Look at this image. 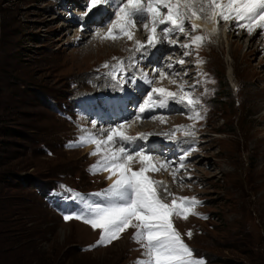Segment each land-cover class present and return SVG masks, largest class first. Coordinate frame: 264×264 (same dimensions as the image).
<instances>
[{
	"label": "rangeland",
	"instance_id": "rangeland-1",
	"mask_svg": "<svg viewBox=\"0 0 264 264\" xmlns=\"http://www.w3.org/2000/svg\"><path fill=\"white\" fill-rule=\"evenodd\" d=\"M88 3L0 0V264H136L147 258L132 239L134 229L106 246L90 247L96 245L101 230L80 220L63 219L65 214L81 211L80 201L54 203L50 198L65 192L60 187L64 185L76 191L71 195L78 193L90 202L102 203L103 198L92 194L110 185L107 172H90V165L100 158L89 154L94 145L72 146L86 133L82 113L87 116L85 126L92 127L89 133L98 137L127 121L128 134L130 127L144 128L146 133L160 132L158 137L150 136L158 141L178 143L173 153L163 143L152 150L146 147L154 161L172 165L148 175L164 181L176 197L202 202L194 211L207 219L196 215L172 218L194 258L205 256L207 264H264V29L249 35L233 27L226 37L220 33V39H212L198 28L189 33L207 36L198 48L170 47L165 42L159 49L162 57H158L159 50H152L151 60L147 57L127 72L132 79L121 81L128 85L124 89L108 79L110 69L102 65L116 63V57L127 66L129 57H139L135 42L146 41L147 32L141 24L130 28L133 40L126 36L105 39L115 13L103 16L108 6L100 5V11L86 16ZM220 23V28H228V23ZM176 36L180 44L190 43L183 34ZM186 50L191 55L184 57ZM180 59L186 64L176 63ZM197 59L204 62L198 65ZM168 63L174 64L176 75L160 78L159 72L153 73L156 66L168 71ZM141 71L148 74L151 85L136 79ZM181 84L200 99L194 110L203 119H189L192 111L172 103L153 113L164 123L160 118L136 120L138 105L151 87L179 92ZM114 88L133 93L131 100L124 95L127 109L119 108L130 112L116 125L100 126L98 117L87 113L89 107L93 112L97 108L80 107L83 103L75 95L79 99L89 96L100 105L97 97L102 93L108 95L104 102L110 105ZM105 115L101 111L98 116L104 119ZM189 129L195 135L185 136ZM141 141L132 147L140 150ZM180 145L190 153L184 161L178 159ZM183 162L186 167L180 168L178 182L173 183L169 173ZM132 167L138 170L141 165L137 161ZM159 191L170 203L172 197Z\"/></svg>",
	"mask_w": 264,
	"mask_h": 264
},
{
	"label": "snow or ice",
	"instance_id": "snow-or-ice-1",
	"mask_svg": "<svg viewBox=\"0 0 264 264\" xmlns=\"http://www.w3.org/2000/svg\"><path fill=\"white\" fill-rule=\"evenodd\" d=\"M107 5L104 9L112 8L115 19L109 25L105 39H118L126 36L128 40L134 39V33L130 28H135L143 24L147 32L146 41L135 42V52L139 57L133 55L129 57V64L126 66L123 60H116V64L105 63L104 68H109L113 80L117 83L128 82L132 79L127 76V72L134 70L141 60L147 59L152 50H159L167 42L170 47L179 46L190 49L197 48L207 40V36L192 35L190 32L198 30L199 25L196 20L207 19L214 24L213 33L218 30L221 21L229 24V27H237L246 30L249 35L256 34L257 30L264 29V0H89L87 5L89 15L93 10L100 11L98 6ZM166 10V11H165ZM147 21V22H145ZM190 24V29L188 25ZM181 33L190 39V43H179ZM190 51H184L183 56H190ZM171 59V58H169ZM204 61L197 59L196 63L202 64ZM176 63L186 64V60L180 59ZM168 71L156 66L153 73L159 72L160 78L176 75L177 70L173 63L167 64ZM187 75V71L184 72ZM144 82L151 85L152 80L148 74L141 71ZM176 84V80H170ZM179 92L168 91L165 88L151 87L147 91L146 98L142 104L138 105L136 120L143 122L145 119L156 120L160 118L161 123L166 121L162 117L153 114L157 109L170 107L172 103L187 107L193 112L189 119H203L199 112L195 111V106L201 104L199 98L192 95L190 88L186 89L183 84L178 85ZM182 93V95H181ZM95 121L93 126H95ZM127 121L122 122L110 129L104 130L106 136L98 137L94 133H85L72 146L94 145V149L89 154L99 156L95 164L90 165V172L95 175L99 172H107V179L112 183L103 192L93 193L96 197L106 199L107 203H97L89 201L87 198L76 193L71 195L72 189L61 185L65 191L70 193V199L79 200L83 205L80 212L75 214H65L63 219L80 220L92 227L93 230L100 229V238L96 245H108L114 240L121 238V235L129 229H134L132 239L140 244L144 249L146 259L137 261V264H205L202 258H194L193 250L184 242L179 231L174 226L173 217L187 219L189 215H196L199 218L207 219L194 209L201 205L195 197H176L168 191V186L164 181L152 179L149 172L167 171L172 167L169 161H154L150 151L143 149L132 150L125 146L136 140H148L152 133H140L133 137L126 134L125 127ZM183 126H177L182 128ZM165 135H169L165 133ZM185 136H193L192 130H185ZM175 136V132L170 134V138ZM195 151V148L191 149ZM189 152H185L180 160L184 161ZM139 162L141 167L133 170L132 165ZM183 163L174 167L169 174L173 178V183L177 181V173L183 168ZM182 183V178L179 181ZM166 196L172 197L171 202L165 201L161 195V190ZM192 237V231L187 233Z\"/></svg>",
	"mask_w": 264,
	"mask_h": 264
},
{
	"label": "bare ground",
	"instance_id": "bare-ground-1",
	"mask_svg": "<svg viewBox=\"0 0 264 264\" xmlns=\"http://www.w3.org/2000/svg\"><path fill=\"white\" fill-rule=\"evenodd\" d=\"M109 12H111V13H113L114 11L112 10V8H111V10L110 11H107V13H99V14H97V16H100V15H102L103 14V16H107L108 15V13ZM104 17V18H105ZM82 22V21H81ZM102 23V22H101ZM195 23H197L198 25H199V29L200 30H202V32H204V33H206L207 35H209V37H211L212 39H215V38H218V39H220V33L221 34H223V36H225V33L227 32H230L229 30L230 29H232L233 27H229V24H228V28L227 29H225L224 28V26H223V28H220V24H219V26H218V30L215 32V33H213V28L214 27H216L214 24H212V23H210V22H208L207 21V19L205 18V19H201V20H196L195 21ZM225 29V30H224ZM238 31H240V32H245L244 30H242V29H240V28H238ZM242 33H240L239 35H241ZM246 33L247 34H249L247 31H246ZM226 37V36H225ZM254 38V37H253ZM250 44V43H249ZM159 55H158V57L159 56H161V53H160V50H159ZM162 57V56H161ZM148 58H149V56H148ZM164 58V57H163ZM149 60H151L150 58H149ZM158 60V59H157ZM154 64H156V62H153ZM97 82V81H96ZM95 82V83H96ZM82 83V82H81ZM101 84V83H100ZM119 89V88H118ZM114 90H116V88H114ZM120 90V91H119ZM119 90H116L112 95H110L109 96V104L111 105L112 104V107H111V109H114V111H115V113H113V112H110V114H107V113H105V111L108 109V111H112L111 109H110V105H108V104H106V106H105V108H101V109H99V115L101 114V111H103L104 112V114H106L105 115V118L103 119L102 118V116L101 117H99V116H96V117H98V121H99V123H100V126H104V124H106V125H111V123H112V121L113 120H115L116 118H122L121 119V121L123 120V116L124 115H128V112H130L129 110L127 111V112H125V111H123V110H119V108H121V109H124V110H126L127 109V107H126V102H125V99H124V96H122L124 93H125V91H123V90H121V89H119ZM136 95V94H135ZM108 96V95H107ZM106 96V97H107ZM126 96H128V97H126ZM125 97L128 99L129 97H131L132 96V92H130V94H128L127 93V95H126ZM136 98V97H135ZM97 106L99 107L100 105L97 103ZM160 110V109H159ZM164 110V109H163ZM161 111H162V109H161ZM161 111H159V113L161 112ZM161 113H163V112H161ZM103 115V114H102ZM101 119H103L104 120V122L101 120ZM120 121V122H121ZM116 123H118L117 121L114 123L115 125H116ZM122 123V122H121ZM139 123V122H138ZM130 124H132V123H130ZM140 124V123H139ZM97 125H99V124H97ZM135 125V124H134ZM131 126V125H130ZM128 127V126H127ZM138 128V127H137ZM137 128L135 129L134 127H130V130L132 131V132H130V135H132V134H134V135H137V134H140V133H146L147 131H148V129H144V128H142L141 130H139V131H137ZM128 129L127 128H125V131H127ZM126 134H128L127 132H126ZM143 141V140H142ZM142 141L140 142V144H141V146H142ZM136 142V141H135ZM144 142V144L146 145V147H147V149L148 150H152V148L153 149H155L156 148V146H160V143H157V142H154V141H149V140H146V141H143ZM134 143V142H133ZM156 143H157V145H156ZM121 146V145H120ZM179 148V147H178ZM142 149V148H141ZM181 150V149H180ZM176 151H178V150H176ZM145 152H149V151H145ZM179 152V151H178ZM151 153V152H150ZM177 152H175V154H176ZM153 154V153H152ZM151 154V155H152ZM163 154H164V152H163ZM154 155H158V154H154ZM167 155V154H166ZM176 158V157H175ZM168 160V159H167ZM159 161H161V159L159 160ZM164 161V160H163ZM109 180V179H108ZM112 183V181L111 180H109V183L108 184H111ZM182 219V218H181ZM82 229V228H81Z\"/></svg>",
	"mask_w": 264,
	"mask_h": 264
}]
</instances>
